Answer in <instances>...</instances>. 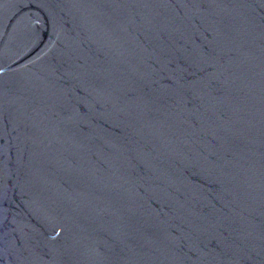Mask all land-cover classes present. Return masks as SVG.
<instances>
[{
	"label": "water",
	"instance_id": "water-1",
	"mask_svg": "<svg viewBox=\"0 0 264 264\" xmlns=\"http://www.w3.org/2000/svg\"><path fill=\"white\" fill-rule=\"evenodd\" d=\"M0 264H264V0H0Z\"/></svg>",
	"mask_w": 264,
	"mask_h": 264
}]
</instances>
